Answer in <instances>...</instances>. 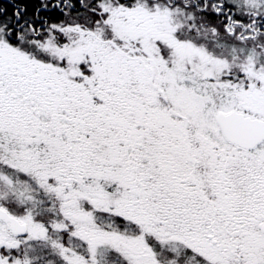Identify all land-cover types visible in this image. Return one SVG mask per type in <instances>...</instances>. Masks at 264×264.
Wrapping results in <instances>:
<instances>
[{
	"label": "snow or ice",
	"instance_id": "1",
	"mask_svg": "<svg viewBox=\"0 0 264 264\" xmlns=\"http://www.w3.org/2000/svg\"><path fill=\"white\" fill-rule=\"evenodd\" d=\"M0 264H264V0H0Z\"/></svg>",
	"mask_w": 264,
	"mask_h": 264
}]
</instances>
